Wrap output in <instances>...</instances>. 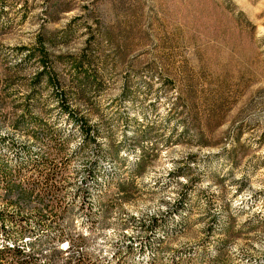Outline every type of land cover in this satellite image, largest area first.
Wrapping results in <instances>:
<instances>
[{"label": "rangeland", "instance_id": "rangeland-1", "mask_svg": "<svg viewBox=\"0 0 264 264\" xmlns=\"http://www.w3.org/2000/svg\"><path fill=\"white\" fill-rule=\"evenodd\" d=\"M4 246L264 264V0H0Z\"/></svg>", "mask_w": 264, "mask_h": 264}, {"label": "trees", "instance_id": "trees-1", "mask_svg": "<svg viewBox=\"0 0 264 264\" xmlns=\"http://www.w3.org/2000/svg\"><path fill=\"white\" fill-rule=\"evenodd\" d=\"M43 181L46 183V185H48V183H47L48 176L45 175ZM30 244L32 245V243H30ZM32 247L34 248V246H32ZM9 248H12V249H9ZM7 251H12V252H7ZM3 255H13V257H11V260H14V258L19 259L23 256L22 250L19 249L18 247L14 248L13 246L12 247L4 246L3 248H0V264H3V262L6 261V259H9ZM28 262L29 261L24 262V263H19V264H32V263H28ZM8 264H11V263L9 262Z\"/></svg>", "mask_w": 264, "mask_h": 264}, {"label": "built area", "instance_id": "built-area-1", "mask_svg": "<svg viewBox=\"0 0 264 264\" xmlns=\"http://www.w3.org/2000/svg\"><path fill=\"white\" fill-rule=\"evenodd\" d=\"M6 256L7 258H9V260H11V257H13V255H3Z\"/></svg>", "mask_w": 264, "mask_h": 264}]
</instances>
